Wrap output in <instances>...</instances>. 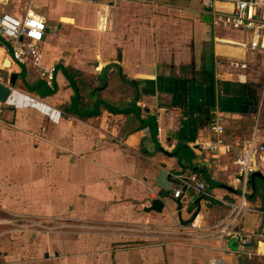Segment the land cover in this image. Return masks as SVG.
Instances as JSON below:
<instances>
[{"label":"crops","instance_id":"0c3cea01","mask_svg":"<svg viewBox=\"0 0 264 264\" xmlns=\"http://www.w3.org/2000/svg\"><path fill=\"white\" fill-rule=\"evenodd\" d=\"M7 3L0 14L33 13L46 33L40 66L28 67L0 35L11 87L0 104V264H264L260 177L231 218L243 188L236 147L253 132L264 140V52L215 22L232 3ZM42 68H54L52 83ZM215 114L227 145L214 153ZM192 173L206 191L186 183ZM156 198L162 211L149 210ZM223 219L242 235L218 233Z\"/></svg>","mask_w":264,"mask_h":264},{"label":"built area","instance_id":"2783aa9c","mask_svg":"<svg viewBox=\"0 0 264 264\" xmlns=\"http://www.w3.org/2000/svg\"><path fill=\"white\" fill-rule=\"evenodd\" d=\"M206 6L213 7L217 1H227L232 3L233 8L230 12L219 11L215 15V22L232 29L247 31L250 35L248 41H241L238 44L248 51L264 52V0H202ZM46 33V23L39 16L27 13L23 16L14 15L8 12L0 14V35L10 44L13 58L21 64L32 63L40 66L42 59L41 44ZM42 75L52 83L54 79V68H42ZM211 128L216 132V140L207 145V149L218 152L221 147L226 146L223 138L225 124L220 115L212 117ZM206 147L201 145L199 149ZM236 164L238 171L236 179L243 183L240 203L232 204L231 218H238L242 213L243 200L246 198V186L250 175L254 171L253 164H264V140L258 139L255 132L240 142L236 147ZM186 183L192 184L199 191H206L207 184L204 180L198 179L195 173L190 174ZM181 189L174 192L175 197H179ZM223 219L215 226L216 231L221 234H238L230 223ZM247 240H244L246 242Z\"/></svg>","mask_w":264,"mask_h":264},{"label":"water","instance_id":"95a60500","mask_svg":"<svg viewBox=\"0 0 264 264\" xmlns=\"http://www.w3.org/2000/svg\"><path fill=\"white\" fill-rule=\"evenodd\" d=\"M205 18H208V16H206ZM15 76H16V74H14V76L11 77V83L12 84L15 83V80H16ZM10 92H11V87L9 85H5L4 83L0 82V104L7 100ZM256 176H258L262 179L263 185H264V176L261 173L252 174L251 180L253 183L254 192L252 195H248V193H246V197H248V198L251 196L258 195L259 191H258V188L256 187V184H255V177ZM177 201L179 202L180 200L177 199ZM163 207H164V202L160 198H156L152 201L151 206L149 207V210L162 211Z\"/></svg>","mask_w":264,"mask_h":264},{"label":"trees","instance_id":"16d2710c","mask_svg":"<svg viewBox=\"0 0 264 264\" xmlns=\"http://www.w3.org/2000/svg\"><path fill=\"white\" fill-rule=\"evenodd\" d=\"M71 79H72V77H71ZM73 81V80H72ZM73 84H74V86H75V89L77 90V93L78 94H80L79 92H80V90H79V88H78V86H77V84H75V82L73 81ZM52 92V90H50V93ZM76 95L77 96V98L75 97V99H78L79 97H80V99H82V97L80 96V95ZM96 103H97V107L102 103V101H96ZM99 113V111L96 109V110H94L93 111V109L92 110H88L86 113H83V114H81L82 116H91V115H93V114H98Z\"/></svg>","mask_w":264,"mask_h":264},{"label":"rangeland","instance_id":"374dc122","mask_svg":"<svg viewBox=\"0 0 264 264\" xmlns=\"http://www.w3.org/2000/svg\"><path fill=\"white\" fill-rule=\"evenodd\" d=\"M24 1L25 0H20L19 2H16V1H13V0H8V3L6 4L7 6L8 5H10V6H12V7H19L20 6V8H21V6H23V3H24ZM6 2V1H5ZM19 3H20V5H19ZM33 8H35V9H41L42 7L41 6H37V5H34V7ZM31 63H29V64H27V65H25V66H29Z\"/></svg>","mask_w":264,"mask_h":264}]
</instances>
